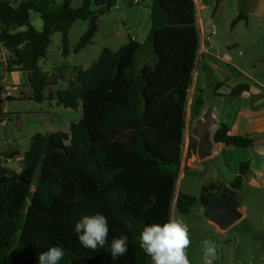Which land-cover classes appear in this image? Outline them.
<instances>
[{
	"label": "trees",
	"instance_id": "1",
	"mask_svg": "<svg viewBox=\"0 0 264 264\" xmlns=\"http://www.w3.org/2000/svg\"><path fill=\"white\" fill-rule=\"evenodd\" d=\"M115 3L83 0L74 8L71 0H0L7 72L27 73L32 98L42 101L47 83L39 61L46 57L52 33H61V53L67 57L72 25L89 23L74 47L79 51L92 43L100 15ZM30 11L40 14L41 31L30 23ZM241 19L238 14L232 24ZM199 42L194 0H153L146 41L130 38L117 51L104 48L88 68H75L67 88L50 94L64 108L76 109L81 102L82 118L68 132L36 133L18 172L4 165L0 153V264H39V254L52 246L65 251L60 264H151L139 246L143 227L166 222L173 205L186 214L198 201L175 190ZM4 87L0 82V105ZM248 89L238 84L229 94L236 98ZM201 93L198 104H203ZM213 140L237 148L254 142L230 134L224 122ZM190 148L196 153L194 137ZM248 169V162L241 163L229 183L236 194ZM96 213L106 216L109 233L108 243L93 251L80 243L74 227L84 215ZM121 235L128 236V251L114 261L110 243Z\"/></svg>",
	"mask_w": 264,
	"mask_h": 264
},
{
	"label": "rangeland",
	"instance_id": "2",
	"mask_svg": "<svg viewBox=\"0 0 264 264\" xmlns=\"http://www.w3.org/2000/svg\"><path fill=\"white\" fill-rule=\"evenodd\" d=\"M12 3H19L25 0H9ZM64 0H56L62 3ZM83 0H71L74 8L80 7ZM153 0H139L131 3L127 0H116L114 6L100 15L98 19V29L93 37L92 43L86 45L79 51L74 47L80 37L88 28V21L77 20L68 33L69 55L64 57L61 53V33L53 32L51 42L47 49L46 57L39 61L42 73L46 79L42 94L44 99L36 101L32 98L33 87L27 81L25 74L24 83L17 72H7L5 64L8 52L0 48V82L10 87L11 98L7 99L3 95L0 105V153L3 155L4 165L16 172L21 169V159L29 149L31 138L36 133L46 134L50 132H68L70 124L78 122L82 118L81 102L76 109L64 108L57 104V100L50 99V94L55 95L59 89L67 88L74 78L76 69H86L99 58L104 48L117 51L128 42L130 38L138 42H144L151 29V6ZM244 5L240 1V5ZM95 5H91V10H96ZM246 13V11H244ZM235 13L229 9H220L213 12V9L201 10V17L204 24L209 20L216 28L208 30L211 40V48H207L206 71L201 80L203 99L202 104H194V110L198 115L204 109L212 108L220 120L223 116V108L228 105V121L231 122L237 113L238 104H229L232 100L230 89L226 86L227 75L225 69H229L224 58H216L214 53L220 50V54H232L231 65L240 66L242 61H246L251 54L246 52L242 56L238 54L241 47H222L225 41L232 40L237 34H248L250 30L241 26L230 32L233 25L231 21ZM30 23L38 30L43 29V21L40 14L30 11ZM23 29V28H20ZM143 60V58L141 59ZM197 62V61H196ZM251 66V65H250ZM76 68V69H75ZM251 70L253 67L251 66ZM201 61L196 63L193 81L200 79L199 73H203ZM238 73V72H237ZM237 74L236 81L231 77V84H252L247 76ZM250 76L261 78L260 73H249ZM241 76V77H239ZM246 92V91H244ZM264 98V91H261ZM192 93V92H191ZM243 93V92H242ZM199 94V93H198ZM252 99L251 96L248 95ZM264 101V99H263ZM241 102H243L241 100ZM253 102V100H252ZM196 118L193 117L194 126ZM3 124H2V123ZM217 127L211 129V133ZM253 128V129H252ZM254 130L252 133L240 127L241 135H248L254 139L252 146L237 148L225 146L227 150L224 155L198 161L196 153H192L190 143L193 138L186 136L183 145L182 162L180 174L176 185V195L178 192L190 194L199 199L206 184L217 180L216 178L229 177L234 180L233 174L239 172L240 164L248 162L249 169L243 179L238 191L241 199L240 211L245 212L239 221L225 230H219L210 222L204 208L196 203L191 210L184 214L175 209L173 205L172 214L182 217L191 230V246L186 250L191 264H203L202 241L210 239L218 245V264H264V156L258 154V148H264V129L260 124L253 122L248 124L246 130ZM15 148L18 154L15 157L7 158L9 148ZM216 146H214V149ZM232 150L233 152H229ZM238 168V169H237ZM229 185V182H225Z\"/></svg>",
	"mask_w": 264,
	"mask_h": 264
},
{
	"label": "crops",
	"instance_id": "3",
	"mask_svg": "<svg viewBox=\"0 0 264 264\" xmlns=\"http://www.w3.org/2000/svg\"><path fill=\"white\" fill-rule=\"evenodd\" d=\"M240 1L244 3L240 5ZM195 4V10H196V24L199 28L200 32V42H199V48H198V57L197 62L201 61V69H203V73H199L200 79H196V81H193L192 86L190 87L189 93H188V99H187V105H186V128L184 132V140L186 136H191L193 132V125H192V119L195 117L196 119L201 115H198L197 110H194L193 105L198 104L196 102V99L198 98L199 90L202 89L201 80L203 78V74L206 71V56L205 52L207 48H211V40L201 46V40L203 35L209 34L208 30L216 28V25L212 24V21L209 20L208 23L204 24L201 17V10H207L212 8L213 12H217L220 9L223 10H231L233 13H235L233 20L238 16V14L243 15V19L238 20L235 24H233L230 28V32L235 31L237 28L242 29L241 26H244L246 29L250 30V33L248 34H239L235 35L232 40L225 41L222 44V47L227 48H235V47H241L243 50H239V55H245L246 52L250 53L251 56L245 61H242V64L240 66L238 65H231L230 62L232 61V54L230 53H222L219 52L220 50H216L217 52L214 53L216 58H224L226 63L228 64L229 69H225V73L227 75V78L225 79L228 81H232L231 77L234 76V80L236 81L237 74L239 75H245L247 76L253 83L249 85V89L246 92L241 93L239 96L236 97V99L232 100L229 104H238V111L236 113V116L231 119V122L228 121V105H225L223 108V116L220 115V122H224L227 124L229 128L230 134H240V127L244 128L245 131L252 133L254 130H246L248 127V124L256 122L260 124L262 129H264V101L262 92L264 91V0H194ZM246 11V13L244 12ZM233 22V21H231ZM3 48V47H0ZM6 50V49H5ZM8 52V51H7ZM9 55V53H8ZM253 67V70H251V66ZM6 67V64H5ZM17 72L19 74V78L21 79V84L24 83L25 74L21 71H13ZM238 72V73H237ZM249 73H260L261 78L250 76ZM239 76V77H241ZM226 81V86L231 90L233 87L238 85V82H235L234 84H231ZM192 92V93H191ZM251 96V98L248 97ZM241 100L243 102H241ZM253 100V102H252ZM203 105V104H202ZM202 113V112H201ZM253 129V128H252ZM248 136V135H247ZM215 150L214 155L210 158H215L217 156H222L224 153L229 150L225 149L226 145H223L222 143H216L215 142ZM229 152H233L230 150ZM238 169V168H237ZM238 173L233 174L235 176ZM215 181H220L226 186H229L225 182H231L232 178L229 177H223L216 178ZM246 215L245 212H242V217ZM241 217V218H242ZM215 225V224H214ZM216 226V225H215ZM219 230L218 226H216Z\"/></svg>",
	"mask_w": 264,
	"mask_h": 264
},
{
	"label": "clouds",
	"instance_id": "4",
	"mask_svg": "<svg viewBox=\"0 0 264 264\" xmlns=\"http://www.w3.org/2000/svg\"><path fill=\"white\" fill-rule=\"evenodd\" d=\"M257 152L264 156V148H258ZM74 230L85 248L96 251L108 243V221L101 213L84 215L75 223ZM127 245V235L114 238L110 243L111 259L115 261L125 255L128 251ZM139 246L151 258V264H191L186 251L191 246V230L182 217L171 212L163 224L153 223L143 227L139 235ZM64 256L62 247L52 246L39 254L38 261L39 264H60ZM219 258L218 245L210 239H204L203 264H218Z\"/></svg>",
	"mask_w": 264,
	"mask_h": 264
},
{
	"label": "water",
	"instance_id": "5",
	"mask_svg": "<svg viewBox=\"0 0 264 264\" xmlns=\"http://www.w3.org/2000/svg\"><path fill=\"white\" fill-rule=\"evenodd\" d=\"M211 109H204L193 126L192 135L197 140L196 157L198 161H204L214 155V132L211 133V129L218 127L220 123L216 111ZM15 151L16 149L11 147L8 153ZM239 207L238 202L231 201V198L214 197L204 207V213L210 222L225 230L241 219L242 212Z\"/></svg>",
	"mask_w": 264,
	"mask_h": 264
},
{
	"label": "flooded vegetation",
	"instance_id": "6",
	"mask_svg": "<svg viewBox=\"0 0 264 264\" xmlns=\"http://www.w3.org/2000/svg\"><path fill=\"white\" fill-rule=\"evenodd\" d=\"M214 197H223V199L231 198V201H237L239 205L241 204L239 195L233 192L229 186L224 185L220 181H213L206 184L197 203L204 208Z\"/></svg>",
	"mask_w": 264,
	"mask_h": 264
},
{
	"label": "built area",
	"instance_id": "7",
	"mask_svg": "<svg viewBox=\"0 0 264 264\" xmlns=\"http://www.w3.org/2000/svg\"><path fill=\"white\" fill-rule=\"evenodd\" d=\"M131 3H136V2H139V0H127ZM210 41V35L209 34H205L203 35L202 37V40H201V46H203L204 44L208 43ZM10 87L8 85H6L4 87V91H3V94L2 96L4 95L5 98H8V97H12L11 93H10ZM190 90V89H189ZM2 123V122H1ZM3 124V123H2Z\"/></svg>",
	"mask_w": 264,
	"mask_h": 264
}]
</instances>
